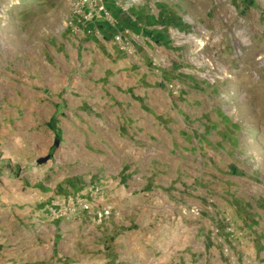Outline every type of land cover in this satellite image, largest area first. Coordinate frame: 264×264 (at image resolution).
<instances>
[{
    "label": "rangeland",
    "instance_id": "374dc122",
    "mask_svg": "<svg viewBox=\"0 0 264 264\" xmlns=\"http://www.w3.org/2000/svg\"><path fill=\"white\" fill-rule=\"evenodd\" d=\"M0 264H264V0H0Z\"/></svg>",
    "mask_w": 264,
    "mask_h": 264
}]
</instances>
